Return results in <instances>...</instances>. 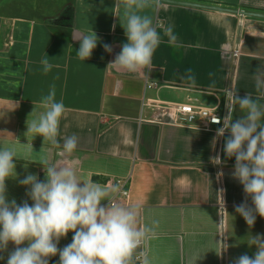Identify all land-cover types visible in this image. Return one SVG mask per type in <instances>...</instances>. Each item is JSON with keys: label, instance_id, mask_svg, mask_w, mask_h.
Wrapping results in <instances>:
<instances>
[{"label": "crops", "instance_id": "0c3cea01", "mask_svg": "<svg viewBox=\"0 0 264 264\" xmlns=\"http://www.w3.org/2000/svg\"><path fill=\"white\" fill-rule=\"evenodd\" d=\"M177 1L264 13V0ZM116 3L0 0V148L15 145L18 152V179L6 180L8 200L32 203L18 180L32 173L43 181L45 159L75 161L82 180L109 189L118 186V179L128 180L127 196L117 191L110 198L139 206V225L153 227L144 243L151 264H233L242 254L253 256L257 249L248 241L264 235V218L257 215L250 228L235 212L245 194L231 175L235 158L223 152L230 133L217 137L216 125L180 122L170 107L190 99L218 106L227 115L229 90L241 97L259 96L254 75L264 65V17L160 1L144 10L159 25L161 37L151 69L132 73L108 67L127 43L118 18L123 7ZM168 26L175 43L165 32ZM74 28L86 33L93 29L99 38L85 61L77 57L80 44L72 39ZM104 44L112 46L111 53ZM45 54L54 65L47 74L40 63ZM52 84L56 100H63L66 109L59 123V147L42 136L25 135L27 121L44 110L39 102ZM241 115L237 107L232 118ZM72 135L78 144L67 156L62 146ZM217 154L222 165L212 162ZM247 203L254 207L250 198ZM72 236L69 232L58 247L71 243ZM14 248L10 242L0 252V264H6ZM49 264H59V255Z\"/></svg>", "mask_w": 264, "mask_h": 264}, {"label": "clouds", "instance_id": "9594fccd", "mask_svg": "<svg viewBox=\"0 0 264 264\" xmlns=\"http://www.w3.org/2000/svg\"><path fill=\"white\" fill-rule=\"evenodd\" d=\"M159 3L160 0H117L115 6L123 7L122 17L118 18L127 43L122 45L108 67L132 73L151 69L152 57L161 37L157 31L159 25L144 10ZM165 32L175 43L172 27L168 26ZM72 39L80 44L76 54L82 61L91 57L99 42L93 29L86 33L74 28ZM103 47L106 52H112L111 45L104 44ZM40 63L44 74L54 67L47 54ZM188 79L194 80V77L189 75ZM254 79L260 95L241 97L229 90L227 115L223 127L216 132L217 137H223L226 131L230 133L223 152L228 158H235L231 175L242 185L245 194V201L234 208L250 228L257 215L264 218V103H261L264 99V65L256 68ZM39 103L44 110L35 119L27 121L25 135L42 136L44 142L59 147V123L66 109L63 100H56L55 84ZM237 107L243 115L233 120L232 114ZM211 122L220 124L221 120L214 116ZM77 144V136L65 137L62 153L71 156ZM28 147L33 150L32 145ZM17 159L15 145L0 148V252L7 251L10 242L15 245L6 264H49V259L57 255L59 264H136L140 258L141 264H151L147 252L140 249L154 229L139 225V206H124L110 198V193L119 191V186L109 189L82 180L75 161L58 164L45 159L41 164L45 173L43 181L32 173L18 180L28 189L26 195L32 201L31 204L27 200L18 204L14 198L9 201L6 195V180L18 179L14 162ZM212 162L216 165L224 163L219 154L212 158ZM217 175L221 177L223 172ZM223 191L219 192L222 206ZM248 198L254 207L248 206ZM156 223L153 221V225ZM69 232L73 233L71 243L59 248V241ZM248 245L256 247L254 255L242 254L233 264H264V235L251 236ZM227 247L223 244L222 249L227 250ZM2 259L4 257L0 256Z\"/></svg>", "mask_w": 264, "mask_h": 264}, {"label": "built area", "instance_id": "2783aa9c", "mask_svg": "<svg viewBox=\"0 0 264 264\" xmlns=\"http://www.w3.org/2000/svg\"><path fill=\"white\" fill-rule=\"evenodd\" d=\"M172 115L179 119L180 122L185 124H194L195 126L209 128L213 125L218 126V128L223 127V119L226 116L224 112L221 111L220 107H207L199 104H194L190 99L186 102H179L170 107ZM217 116L220 118L221 123L215 124L211 122V119ZM127 179H118L116 182L119 186L118 194L127 196L128 190L125 187ZM115 203H117L114 200ZM140 251H145L144 245ZM142 258L136 261V264H141Z\"/></svg>", "mask_w": 264, "mask_h": 264}, {"label": "water", "instance_id": "95a60500", "mask_svg": "<svg viewBox=\"0 0 264 264\" xmlns=\"http://www.w3.org/2000/svg\"><path fill=\"white\" fill-rule=\"evenodd\" d=\"M160 1L175 3V4L177 3V4H182V5H190V6H196V7H202V8H209V9L231 12V13H238L241 15L264 17V13L262 12H254V11H248V10H243V9L228 8V7H223V6L207 5V4L194 3V2L177 1V0H160Z\"/></svg>", "mask_w": 264, "mask_h": 264}, {"label": "rangeland", "instance_id": "374dc122", "mask_svg": "<svg viewBox=\"0 0 264 264\" xmlns=\"http://www.w3.org/2000/svg\"><path fill=\"white\" fill-rule=\"evenodd\" d=\"M51 24H54V20L51 21Z\"/></svg>", "mask_w": 264, "mask_h": 264}]
</instances>
